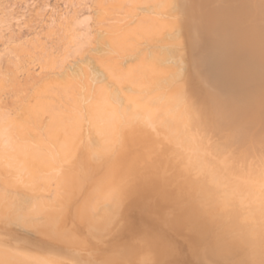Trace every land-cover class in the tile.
I'll return each mask as SVG.
<instances>
[{"label": "rangeland", "instance_id": "obj_1", "mask_svg": "<svg viewBox=\"0 0 264 264\" xmlns=\"http://www.w3.org/2000/svg\"><path fill=\"white\" fill-rule=\"evenodd\" d=\"M0 34V264H264V0H0Z\"/></svg>", "mask_w": 264, "mask_h": 264}, {"label": "bare ground", "instance_id": "obj_2", "mask_svg": "<svg viewBox=\"0 0 264 264\" xmlns=\"http://www.w3.org/2000/svg\"><path fill=\"white\" fill-rule=\"evenodd\" d=\"M100 30V29H99ZM98 30V31H99ZM1 35V34H0ZM2 39V38H1ZM250 47V46H249ZM251 49V48H250ZM249 56V55H248ZM247 56V57H248ZM227 58V57H226ZM233 58V57H232ZM231 61V60H230ZM12 62V61H11ZM236 62V61H235ZM234 62V63H235ZM227 64V63H226ZM231 64V63H230ZM253 64V63H252ZM238 66V65H237ZM244 66V65H243ZM253 66V65H252ZM230 67V66H229ZM234 67V66H233ZM264 67V66H263ZM9 68V67H8ZM226 68V67H225ZM228 68V67H227ZM232 68V67H231ZM259 68V67H258ZM224 69V68H223ZM239 69V68H238ZM237 69V70H238ZM242 69V70H241ZM247 69V68H246ZM2 70V69H1ZM4 70V69H3ZM7 70V69H6ZM227 70L228 69H226V73H227ZM233 70H234V68H233ZM237 70L235 69V71L237 72ZM240 70L242 71V73H243V68H240ZM244 70H245V68H244ZM222 71V70H221ZM224 71V70H223ZM241 71H240V73H241ZM246 71V70H245ZM244 71V72H245ZM228 72H231V71H228ZM234 74H235V72H233ZM262 73V72H261ZM1 74V73H0ZM229 74V73H228ZM230 74H232V73H230ZM247 74V73H246ZM233 75V74H232ZM237 75H239V74H237ZM248 75V74H247ZM246 75V76H247ZM254 75V74H253ZM226 76V75H225ZM241 76H243V75H241ZM233 76H231V78H232ZM235 77V76H234ZM239 77V76H238ZM240 78V77H239ZM238 78V79H239ZM241 78H243V77H241ZM245 78V77H244ZM2 79V78H1ZM235 79H236V77H235ZM237 79V80H238ZM256 79V78H255ZM234 80V79H233ZM236 81V80H235ZM244 81V80H243ZM227 82V81H226ZM237 82H239V81H237ZM233 84V83H232ZM5 89V88H4ZM116 97V96H115ZM116 101H118V100H116ZM115 103H117V102H115ZM179 103H178V101H174L173 103H171V105H174V106H177ZM118 105H116V107H117ZM170 106V104H168V105H166V111H167V113H169L170 114V118L172 119V120H174L176 123H181V118H180V115L178 114V113H176V112H174V111H172L171 110V108L169 107ZM115 107V106H114ZM10 108V107H9ZM170 108V109H169ZM176 108H178V107H176ZM1 109V108H0ZM181 109V108H180ZM5 110V109H4ZM177 110V109H176ZM143 112L145 113L144 114V116L142 117V119L141 120H138V121H140L141 122V124H142V128H143V130H147V132L149 133V132H152V133H154V134H157V132H158V129H157V126H156V123H155V119L150 115V112H149V110L148 109H143ZM167 115V114H166ZM120 121V118H119V114L117 113V111L115 112V110H114V108L108 113V126L107 127H110V125H114V123H116V122H119ZM165 121L167 122V120L165 119ZM57 123V122H56ZM59 123H61V121H59L58 122V124ZM63 123V122H62ZM61 123V124H62ZM61 124H60V127H61ZM63 125H65V124H63ZM62 125V126H63ZM66 126V125H65ZM79 128L80 127H77V126H75L73 129V131L71 132V133H75V135H78V139H80L83 135H82V133H80L79 132ZM168 129H169V127H168ZM81 130V129H80ZM170 130V129H169ZM72 135V134H71ZM77 137V136H76ZM84 137H85V135H84ZM84 137L82 138V140L84 139ZM189 137V136H188ZM201 137H202V135H201ZM8 139V138H7ZM73 139H74V137H73ZM81 140V141H82ZM197 140H199V139H197ZM196 140V141H197ZM1 142V141H0ZM15 142V141H14ZM77 142V141H76ZM7 143V142H6ZM15 143H17V142H15ZM14 143V144H15ZM202 143V142H201ZM201 143H199V144H201ZM11 144V143H10ZM198 144V143H197ZM212 144H210V146H211ZM216 145V144H215ZM215 145H213V146H215ZM2 147V146H1ZM7 147V146H6ZM13 147V146H12ZM11 147V148H12ZM198 147V146H197ZM199 148V147H198ZM201 148V147H200ZM212 148V147H211ZM216 148V147H215ZM214 149V148H213ZM225 149V148H224ZM12 150V149H11ZM11 150H10V152H11ZM19 150H21V149H19ZM223 150V149H222ZM226 150V149H225ZM200 151V150H199ZM9 152V151H8ZM18 152H20V151H18ZM14 153V152H13ZM12 153V154H13ZM32 153V152H31ZM30 153V155L31 156H34V157H36V158H38L39 156H38V153L35 151V152H33L32 154H34V155H32ZM198 153V152H197ZM221 153V152H220ZM222 153H223V151H222ZM189 154V153H188ZM14 155V154H13ZM38 157H37V156ZM191 155H192V153H191ZM194 155H195V153H194ZM208 155V154H207ZM214 156H217V155H214ZM10 157V156H9ZM191 157V156H190ZM193 157V156H192ZM218 157V156H217ZM13 158V157H12ZM207 158H208V156H207ZM219 158H220V156H219ZM228 158L229 157H227V160H228ZM231 158V157H230ZM229 158V159H230ZM43 159V158H42ZM40 160V159H39ZM214 160V159H213ZM219 160V159H218ZM10 161V160H9ZM43 161V160H42ZM46 161V160H45ZM214 161H216V160H214ZM230 161V160H229ZM192 162V161H191ZM223 162V161H222ZM3 163H5V162H3ZM216 163V162H215ZM6 164H8V163H6ZM46 164V166L47 167H50L51 166V164H50V162H46L45 163ZM3 165V164H2ZM230 165V164H229ZM12 166V165H11ZM225 166V165H224ZM228 166V165H227ZM226 167V166H225ZM257 167V166H256ZM255 167V163L253 162V163H250V171H241L240 173H237V174H232V176L233 175H235V182H236V184L238 185V187L243 191V193L245 192V190L247 189V188H249V187H251L250 188V190L251 189H253L252 191L254 192V191H260V189H261V187L264 185V180L262 179V178H260V177H258V174L259 173H263L264 171L262 170H259L258 168H256ZM10 168H12V167H10ZM224 168V167H223ZM223 168H221V169H223ZM227 168V167H226ZM11 170V169H10ZM7 171V170H6ZM227 171V170H226ZM12 172H10V174H11ZM15 173V172H14ZM17 174V175H16ZM16 174H11V175H14L15 177H17V179L19 180V181H24V178L21 176V175H18V173H16ZM10 175V176H11ZM229 176V175H228ZM217 177H219L218 175H217ZM217 177L215 178V177H213V176H210V179H211V181L213 182V183H215L216 184V179H217ZM229 178V177H228ZM232 178H230V180H231ZM223 180V179H222ZM228 180V179H227ZM229 180V181H230ZM12 181V180H11ZM141 181H143V179L141 180ZM219 181V180H218ZM228 181V183H230ZM234 181V180H233ZM23 183V182H22ZM221 183H223V182H221ZM142 184H144V185H142ZM150 186H152L151 184H147L146 183V181L144 182H141V183H139V184H136V187H135V189L134 190H136V192L137 193H145V192H147L149 189H147L148 187H150ZM229 186V185H228ZM227 186V187H228ZM247 191H248V189H247ZM234 192V191H233ZM263 193V192H262ZM261 193V194H262ZM241 194V193H240ZM240 194L238 193V195L240 196ZM254 194V193H253ZM251 195V197H249V195H248V197L246 196V202H247V200H249V198L251 199L252 198V196H254V195ZM256 194V193H255ZM258 194H260V193H258ZM263 195V194H262ZM259 197L261 198L262 196H260L259 195ZM257 199V198H256ZM259 199V198H258ZM234 201V200H233ZM250 205V204H249ZM126 206V205H125ZM248 209H250V207H248ZM128 217V216H127ZM129 218V217H128ZM250 239H251V237H249ZM250 239H245V238H240L239 239V241L237 242L238 244H245V243H249L250 242ZM158 257V256H157ZM156 257V258H157ZM162 257V256H161ZM159 259V258H158ZM159 263V262H158ZM164 264V263H163Z\"/></svg>", "mask_w": 264, "mask_h": 264}]
</instances>
